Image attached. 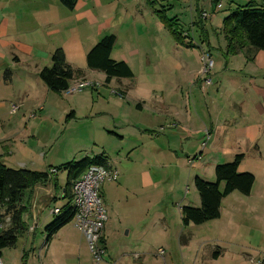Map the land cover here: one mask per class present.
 <instances>
[{
    "label": "crops",
    "instance_id": "crops-1",
    "mask_svg": "<svg viewBox=\"0 0 264 264\" xmlns=\"http://www.w3.org/2000/svg\"><path fill=\"white\" fill-rule=\"evenodd\" d=\"M161 1L156 0L153 7L147 0H78L70 10L60 0H0V139L16 137L20 110L22 115L37 114L36 122L51 118L55 111H67L66 107L59 110L53 91L39 76L42 68L51 65L52 53L62 48L68 63L81 71L71 84L90 79L108 86L78 93L92 117L94 92L101 95L102 113L108 121L99 129L104 133L112 129L110 138L133 143L132 150H140L142 145L143 158L128 156L130 167L124 165L121 152L112 153L108 143L98 145L99 150L90 156L104 152L120 174L117 181H106L101 187L104 204L111 208L103 233L107 254L101 264H128L125 257L113 254L114 230L119 231L114 222L121 215L114 204L126 188L141 190L139 202L147 207L160 197L156 191L159 181L149 167L160 163L180 171L173 180L178 193L172 198L181 216L182 206L201 205L193 185L195 178L215 181L216 166L233 161L239 154L243 155L239 171L255 176L251 193L234 191L227 195L217 219L188 226L181 222L175 229L169 228L162 247L170 250L166 260L171 264L176 253L182 264H253L254 258L264 254V250H256L264 249V51L247 47L237 53L228 52L223 30L224 18L248 0H228L229 12L223 18L218 17L222 9H215L216 0L209 1V10L200 7L196 0L197 5L191 8L196 10L194 21L203 11H209L211 17L205 20L208 40L194 41L193 47L188 46L191 39L174 40L158 13ZM255 1L264 5V0ZM175 16L178 28L181 18ZM108 34L116 36L111 57L125 62L132 77H115L106 82L104 72L89 68V51ZM203 50L210 51L215 61L211 86H204L200 78ZM110 87L123 92L124 97ZM12 102L21 104L14 114L10 112ZM31 104L35 106L32 108ZM80 105L82 102H74L76 110L71 111L70 119L76 117ZM151 151L156 153L153 162L144 155ZM157 153L161 154V161ZM49 163L48 167L60 166ZM133 165L141 170L129 171ZM188 183L192 186L187 187ZM61 186L57 175L55 183L34 187L28 195L31 203L25 216L29 224L26 235L32 236V241L27 240L22 251L4 249L2 264H94L87 241L75 225L64 226L36 249L38 230L47 234L45 227L54 219L51 207L66 204H58L64 198ZM132 214L138 222L144 211L134 208ZM183 236L187 239L183 240ZM133 256L139 262L148 258L141 253Z\"/></svg>",
    "mask_w": 264,
    "mask_h": 264
},
{
    "label": "rangeland",
    "instance_id": "rangeland-1",
    "mask_svg": "<svg viewBox=\"0 0 264 264\" xmlns=\"http://www.w3.org/2000/svg\"><path fill=\"white\" fill-rule=\"evenodd\" d=\"M197 1H199L200 7L209 10L210 0ZM227 1L228 0H223L224 6L227 3V7L225 6L226 8L219 12L218 17L223 18L228 14L229 2ZM196 3V0H163L158 3V9H165L164 13L167 14L168 17H171V19L175 18L173 21L175 28H177L175 15H179L182 24L178 28L179 31H182L183 37L187 38V36H190L195 39L194 41L201 43L204 38L208 40V33L206 31L203 32L195 24V22L198 21L197 19V21H194L196 10L192 11L191 8H194L197 5ZM215 24L217 25V21ZM206 27L207 26H205V28ZM173 37L177 42L176 37L174 35ZM95 82L100 83L99 81ZM116 85L115 83L112 86ZM103 86V84H100L98 89L108 88V86ZM88 90H90V88ZM110 90L116 91L115 87H110ZM52 93L54 97L57 98L60 107L59 110L66 107L67 111L64 113L55 111L51 118L37 120L36 122L34 119L36 116L32 117V115H30L32 112L30 114L27 113V115H22L23 110H20L21 124L16 137L13 139L11 138V140L7 138L0 139V161L12 168L45 170L50 168L48 167V164H50L49 162H51L52 165H61L69 161L80 160L86 155L92 156L99 150L98 145L103 143L109 144L108 146L114 155H119L121 152L120 156L126 160L124 161V165L126 164L125 166L130 167V162H132L128 160V156L133 158V155H137L140 159L143 158L141 153L142 145L140 150H132L130 146H132L133 143L126 142V140L121 143V140L119 141L118 138H110V135L114 132L112 129H109L106 133L99 129L103 122L108 121L106 116L102 113L104 108H102L100 102L102 101L100 94L94 92L96 105H94L95 110L93 114L95 117H92L88 114L89 108L84 104L83 97H80L82 94L79 95L75 93L71 95L66 92ZM77 100L82 102V105H80L78 109L79 112L76 113L75 118L68 119L67 116L70 112L76 110L73 104ZM12 104H18L19 109L21 108V104L12 102L10 103V112ZM30 106L33 108L35 105L31 104ZM6 120L7 119L4 120L5 123L8 122ZM108 139L111 141L110 143ZM144 142L145 141L141 143ZM161 145H166V142H162ZM122 148H124L123 151ZM144 155H147V158L151 159V162H153L156 157L154 151L148 154L144 153ZM157 156L159 161H161V154L157 153ZM22 164H26L25 166L27 167H24ZM139 169L140 167L138 165H133L129 171L138 173ZM149 169L153 177L159 181L156 184V191L160 193V197H156L152 205L147 207V205H143V203L139 202L138 196L141 190H138L136 187L133 191L132 188H126L122 194L116 198L114 209L121 215L116 219L117 221L114 222V225L118 226L119 231L114 230L115 235L112 241V243H114L113 254L125 257L128 264H171L170 261L166 260L170 250L168 251L166 247L162 246H165L163 242L164 237L169 233L168 229L171 228V230H173L182 222L180 220V212L175 205V200L172 198L178 193V189L173 187V180L177 179L176 175H179L180 171L175 168H166L160 163L149 167ZM57 175L63 189L67 182V172L61 170ZM189 184L191 183H188L187 187ZM193 185L195 187V184ZM185 191L186 187L183 188L182 197H184ZM64 203H66V198L61 197L58 200V204L62 205ZM105 207L109 216L111 208H108L106 205ZM134 208H140L144 211L141 221H134L132 214ZM128 218L132 220L129 221L130 219ZM69 225L73 226L74 221L70 222ZM129 229H131V233H128ZM28 237L29 235L20 238L17 246L18 251H22L27 240H29V242L32 241V236L30 238ZM46 238L47 234L38 230L35 236V240L38 243L36 249L41 247ZM160 249H164L166 254L160 255ZM256 250L259 251L264 249L262 247V249ZM9 251H11V249H6V252ZM133 253H141L146 257L148 256V258L139 262L134 259ZM255 253L256 251L254 254ZM173 264H182L181 256L178 253L175 254Z\"/></svg>",
    "mask_w": 264,
    "mask_h": 264
},
{
    "label": "trees",
    "instance_id": "trees-1",
    "mask_svg": "<svg viewBox=\"0 0 264 264\" xmlns=\"http://www.w3.org/2000/svg\"><path fill=\"white\" fill-rule=\"evenodd\" d=\"M70 10H73L78 0H60ZM155 7L156 0H147ZM158 10V9H157ZM159 16L167 28L178 41H186L182 31L173 25L174 19L165 16V10H158ZM205 20L200 18L195 24L205 32ZM223 30L228 40V52L237 53L249 47L255 51H264V5H259L255 0L231 10L224 18ZM190 47L196 45L193 37L187 36ZM203 41H207L204 40ZM116 36L108 34L89 51L87 63L89 68L102 71L106 74V82L115 77H132L133 73L129 66L123 61H116L111 57ZM81 74L76 71L67 61L62 48L56 49L51 55V65L40 70L39 76L46 86L53 92H65L71 82ZM9 75V72L7 73ZM73 112L67 117L71 118ZM243 155H237L233 161L216 166L215 181H208L201 177L195 178V186L201 199L199 207L184 205L181 207L182 223L184 226L190 224H203L217 219L221 216L222 200L234 191H240L245 195L251 193L255 176L251 172H240L239 166ZM110 163L108 156L103 152L93 157L86 156L80 160L66 162L58 167V172H67V182L63 187L66 204L61 207V212L54 216L52 222L46 227V243L57 234V232L73 221L75 208L71 204L72 186L75 180L91 165ZM56 176L46 170L12 168L0 161V257L4 249L17 248L20 238L29 232V224L26 214L30 208L28 195L38 184L55 183ZM57 186V184H56ZM183 240L187 239L185 236Z\"/></svg>",
    "mask_w": 264,
    "mask_h": 264
},
{
    "label": "built area",
    "instance_id": "built-area-1",
    "mask_svg": "<svg viewBox=\"0 0 264 264\" xmlns=\"http://www.w3.org/2000/svg\"><path fill=\"white\" fill-rule=\"evenodd\" d=\"M224 7L223 0H216L215 9L221 10ZM211 14L207 11L201 12L203 20L210 19ZM202 67L200 78L204 86H211L214 83L212 73L215 61L208 50L201 52ZM100 83L90 79H81L75 81L65 91L67 94L82 92L87 88L98 87ZM124 97L123 92L113 91ZM19 110L18 104H12L11 113ZM36 114H32L35 117ZM49 172L53 175L58 174V169L50 167ZM119 170L111 165L93 164L89 166L74 182L72 186L71 204L75 208L74 225L82 233L87 241L89 251L92 255L94 264H101L107 254L106 245L103 241L105 225L108 221V211L105 207L101 187L106 181H117L119 179ZM52 215H58L61 207H51ZM160 255H165V250H159ZM253 264H264V254L252 260ZM0 264L2 261L0 259Z\"/></svg>",
    "mask_w": 264,
    "mask_h": 264
}]
</instances>
